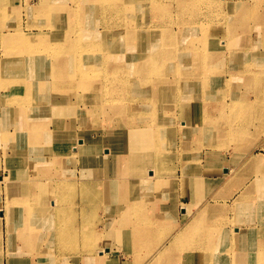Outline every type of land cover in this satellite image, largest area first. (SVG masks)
I'll use <instances>...</instances> for the list:
<instances>
[{"label":"bare ground","instance_id":"1","mask_svg":"<svg viewBox=\"0 0 264 264\" xmlns=\"http://www.w3.org/2000/svg\"><path fill=\"white\" fill-rule=\"evenodd\" d=\"M24 8L33 19L31 28L47 27L51 19L53 29L47 34L37 29L28 37L6 30L0 36V57L5 55L0 58V252L4 240L7 259L18 254L39 258L37 246H18L27 242L24 237L33 243L55 241L53 261H43L55 264L74 250L71 242H80L78 231L71 235L77 241L61 229L85 233L91 223L76 217L87 210L76 206L77 190L102 188L104 200L118 202L112 208L96 202L100 211L106 206L108 226L122 230L128 225L135 239L148 237L151 229L155 237L164 236L146 264H157L163 256L169 264H228L229 241L236 234L246 237L240 256L264 264V169L259 167L264 154L235 150L230 158L244 156L240 153L239 163L226 160L222 170L226 155L213 151L247 141L248 114L264 115V66L259 72L247 69L264 61L261 2L43 0ZM180 39L186 44L182 49ZM221 65L225 68L219 70ZM227 66L237 67L229 73ZM241 87L250 98L234 93ZM88 118L96 123L98 145L79 149L76 138L87 130ZM62 124L72 131L63 137L57 134ZM198 140L204 149H196ZM204 158L217 168H193L201 167ZM121 160L137 169L118 171ZM99 172L110 176L84 179ZM210 182L215 192L201 199L193 195ZM176 186L192 196L189 214L178 223L173 220L176 206L167 208ZM226 186L239 189L231 206H221V218L207 225L214 216L207 213L217 207ZM151 193L160 194L153 203L144 198ZM119 195L123 206L134 202L133 209L119 208ZM258 205L262 208L255 210L248 232L222 225L231 212ZM258 227H263L260 234Z\"/></svg>","mask_w":264,"mask_h":264},{"label":"rangeland","instance_id":"2","mask_svg":"<svg viewBox=\"0 0 264 264\" xmlns=\"http://www.w3.org/2000/svg\"><path fill=\"white\" fill-rule=\"evenodd\" d=\"M4 1L0 0V36L2 35L1 33L3 31H6V30L8 31V33L13 34V35L16 33H20V34H22L23 37L31 36L32 35L31 33L32 32L35 33L37 29L39 31H44L46 34L50 33V31H52L51 29H53V21L51 19H50V22L47 24L48 25L47 27L46 26L45 27H39L41 30L39 28L35 29V27L31 28V26H30L31 25L30 23H32L33 19L31 20L30 15H27L25 13V11L28 8L25 9L24 7H27V4L29 2L34 4V2H41L43 0H16V1L15 0H4ZM24 1H27L28 3L24 2ZM44 3H45V0H44ZM48 4L49 3H47L46 5L48 6ZM16 22H17L16 27L13 28L10 26L9 29L6 27V26H9V25L14 24ZM3 27H4V29H3ZM11 28H13V30ZM178 29L179 28H177V29L175 28V31H178ZM174 35L175 34H173V36ZM220 39H221V37H220ZM181 40H183V39H180L178 42V47H180V49H182L183 46L184 47L186 46L185 42L183 43ZM1 47L2 46H1V41H0V49H1ZM261 49H262V52H264V45L261 47ZM4 57H5V55H2V57H0V58L4 59ZM1 66H2V64L0 62V67ZM263 66H264V61H262L261 64H257L256 65L257 68L248 67L247 69H250L254 72L255 71L259 72V70H260L259 68H262ZM223 75L220 73L218 76L226 77V78L228 77V75L225 73ZM249 75L250 74H248L246 76H249ZM255 75H258V74H255ZM240 77H243V76H240ZM261 77L262 78L260 80L264 82V73ZM5 80L6 79L3 78L2 82H4ZM247 92H248L247 89H244L243 87H241V89L235 90L234 93H238L239 95H242V96L245 95L246 97L250 98L251 94L247 93ZM254 112L255 111H253L252 114H248V118H249L248 121L251 123L248 125V128H249L248 137H249V139H247V141H245L246 138H244V140H243L244 142H242V143L240 142L239 145L235 149H233L231 146H227V145L216 146L218 148L214 147L213 151L217 152L218 155L225 153L226 157L221 160L223 162L222 164L224 166L227 165L226 164L227 161L232 160V162L239 163V160L242 159V155L244 156L243 152H240V153H242V155L239 153V155H235V158H233V157L230 158L231 156L229 155V153H231L233 151L235 152V150H239V151L249 150V152H252L254 150L255 153H259L258 151H260L261 153L264 154V152H262V151H264V123H263L264 115L262 114V116H263L262 118H260L259 116L256 117ZM246 113H247V111H246ZM256 118H258V119H256ZM84 127H86L87 130H82L81 132L78 133V137L76 138L77 146H75V145H73V146H75L79 149H82V147L84 145H87L89 147H92V149H93V147H95V145H98L97 144L98 143V135H97V132L95 131V129H97L96 123H92L91 119L88 118L87 125H85ZM70 132H72V131L69 129V126L67 124H62L57 128V134L61 137H63L65 134H70ZM216 132L218 134V130H216ZM219 132L223 133L222 130H220ZM85 134H89V137L85 138L84 137ZM183 134L186 135L185 132ZM192 144L193 145H191V146L194 147V143H192ZM70 145H71V143H70ZM259 146H263V147H259ZM204 148L205 147L201 148V144L198 140V144L196 146V149L202 150ZM64 150H66V149H64ZM177 151L179 153L181 152V148L179 146L177 147ZM238 152L236 151V154ZM204 156H206V155L204 154ZM98 158H100V156H98ZM209 158L212 159L211 157H209ZM210 159L204 158V160H203L204 162L202 163L203 165L201 167L200 166H193V168H200V170L203 169L205 171H207L208 169L211 170L212 167H213V169L217 168L216 164H211V163H213V161ZM91 165L96 166L95 163H92ZM259 167H261V169H264V157L262 159V162L259 164ZM58 169H59V167L57 168V170ZM136 169L137 168L133 162H123L122 160L119 162L118 171L132 172ZM209 172H211V171H209ZM220 174H222V170L220 171ZM107 176H110V174L108 172H99L96 174H90L89 176H85L84 179L86 181H96L98 179L103 180ZM125 176L126 175H121L119 177H125ZM53 178L58 179L56 172H55V175ZM115 178H117V177H115ZM203 180H206V179H203ZM244 180L245 179H243V181ZM252 180L253 179H251V181ZM211 183H213V182L202 184L198 188L197 192L193 193V195L197 196L199 199H201L203 196L211 194L212 192H210V193L207 192L209 189L214 188V186L211 185ZM182 188H183L182 191H185V193H187L185 190V187H182ZM234 189L235 188L229 187V186H226L224 189H222L223 191L221 192L222 195H220V199H219L220 201L218 202V200H216L217 207L214 208V210L212 212L207 213V216L208 215L209 216L214 215L210 218L207 217L208 218V221L206 220V223H208L207 225L212 224L213 217H214V220H218L219 218H221L220 216H222V214H223V212H221L222 207H225V205L231 206L232 196H235L239 187L236 188L235 190ZM198 192H203V195L200 196ZM214 192H215V190H214ZM76 193L78 194V195H75L77 198L76 206L79 208H81L82 206L87 207L86 211L81 210V212L79 214H77L76 217L79 219V223H80V219H84L86 221L90 220L91 223L86 225L85 233H81L79 229L63 228L61 230L65 231L70 236L73 235V232L75 230L80 233V234H76V237L78 239L80 238V242H76V243L71 242L70 246H72L74 248V250L65 255V256L71 255L72 257L74 256L75 259L78 257L76 260L77 264H122V263L123 264H146V262L148 261L147 259H149L150 256L152 255V253L154 251H156L157 248H159L160 245L162 244V243L158 244V242L161 241L162 240L161 238H164V236H161V238H160V236L155 237L153 234L154 233L153 229H151L150 232H147L149 234L148 237H144V238L142 237V239H139L137 237L135 239V235H133V229L131 227H130L131 230L128 229V225L124 224L122 230H121V227H116V230H115V228H111L110 226H108L109 224L105 221V219L103 217V215H106V210H105L106 206H103L101 211H100V209H98V205L96 202L98 199H100V200L105 201V203L108 204L109 206L111 204H113L112 206H110L111 208L114 207V205L117 204L118 202L113 197H109V200L107 199V201H106V199L104 200V191L102 188L85 189V190L78 189ZM109 193H110V191L107 192V194H109ZM112 195L114 197H118V195L115 194L114 189L112 190ZM187 195H188L189 199H190V197H192L191 194H189V193H187ZM159 196H160V194H158V193L157 194L151 193V194L145 195L144 198L149 200L150 203H153V202H155L154 200L157 199ZM81 197H88L89 201L91 203L85 199L80 200ZM133 203L134 202H125V205L123 206L122 203H120V195H119V208L120 207H122V208L123 207H130L131 209H133ZM179 203H180V206H182V208H183L182 210H184L185 207L189 206V205L185 206L181 202H178L177 198H175V195H171V192H170V194L167 196V208L172 209L176 206L174 208L175 211H174V217H173V220L175 223L180 222L190 212V211H188V210H190L189 207H187L186 210L180 212L179 209H181V208L177 209V206ZM194 203L196 205V202H194ZM109 206H107V207H109ZM195 207L196 206H194L193 208H195ZM261 208L262 207H260L259 205L255 209H251L250 206H248L247 208H245V210L233 211V212H231V214H228L226 216L225 221L227 223L223 222L222 225L224 227L232 229L234 232L235 231L238 232L240 229L234 228L235 222H237V221L239 222L240 219L242 220L243 218H246L248 216V214H250L251 210H253L251 212V220H253L256 216L254 213L255 210L260 211ZM112 210H114V209H112ZM215 218H217V219H215ZM224 219H225V217H224ZM214 222H216V221H214ZM218 223L219 222L217 221L215 225H218ZM107 229H109V230H107ZM262 229H263V227L257 228L258 234H260ZM89 230H92V231H89ZM120 231H121V233L119 234ZM71 237H72L71 240H77L76 237H73V236H71ZM18 240L20 241L22 239H18ZM24 240L27 242H24L22 240L20 242V244H18L19 243L18 242V243H16V245L18 244V246H20V245H24L25 243H26L25 246L26 245L27 246L35 245V246H37L36 250L38 248V253H41L42 257L39 256L40 259L36 256H34L32 258L31 257L30 258H24L21 254H18L17 257L14 256L13 258H24V260L26 259L25 261L27 262V264H28V262H29V264H30V262H33L32 264H36V263L38 264V262L40 264H44L43 261L46 260L47 258H49L48 261H51V262L53 261L52 257H51V255H52L51 252L54 250L53 247L57 246L55 241H52V242L51 241H44V242L41 241L40 243H33L29 240V238H26V237H24ZM142 240L144 242L140 243V241H142ZM82 241H86V242H82ZM2 243H3V240H2ZM121 245H124L123 252L122 251L119 252V248ZM246 246H247V244L244 246L245 251L247 250ZM232 252H233V249H232ZM135 255L137 257H135ZM132 256L134 257V259ZM128 257H129V259H128ZM163 257L161 258L162 260L161 259L157 260V264H169V261L165 260L167 258H163ZM8 259H10V257ZM29 259H31V260H29ZM60 260L61 259L56 260L55 264H59ZM132 261H134V262H132ZM48 264H52V263H48ZM152 264H156V261H155V263H152ZM249 264H256V262H254V260L252 261V259H250Z\"/></svg>","mask_w":264,"mask_h":264},{"label":"crops","instance_id":"3","mask_svg":"<svg viewBox=\"0 0 264 264\" xmlns=\"http://www.w3.org/2000/svg\"><path fill=\"white\" fill-rule=\"evenodd\" d=\"M254 1H258L259 3L261 2V5L264 6V0H254ZM251 0V2H254ZM226 10V8H225ZM253 32V31H252ZM221 37V36H219ZM235 47L238 45V44H234ZM238 47L240 49H243V43H239ZM231 48V47H230ZM262 51V49H261ZM262 63V61H261ZM260 63V64H261ZM229 70V73L232 72V71H235V67L237 66H227ZM217 68L220 70V69H223L225 68V66L221 65V66H217ZM223 73V72H222ZM227 76V75H226ZM182 160V159H181ZM217 162V160H216ZM227 165L226 166H222V170H224V168H227L228 167V163H226ZM216 189V187L214 188H211L209 189L207 192L210 193V192H213L214 190ZM183 188L181 186H176L175 187V190H173L171 192V195H175V198H177V201L178 202H181L182 204H184L185 206L186 205H189L190 202H189V198H188V195L187 193H185V191H182ZM200 196L203 195V192H198ZM180 212H182L183 210L182 209H179ZM242 216V215H241ZM248 216L246 218H243L242 220L240 219V221L238 222H235V225H234V228H239L240 230H244V232H248V228L247 226L251 223H253L254 221L253 220H249L247 219ZM2 226V231H4V234H5V225L2 223L1 224ZM247 228V229H246ZM244 235V233L242 234ZM5 236V235H4ZM246 238V237H243L242 236H238L237 234L231 239V241H229V244H232V248H233V253L229 254L228 257H227V261H228V264H249V257L248 256H240V253L238 252V250L242 247V244H243V239ZM2 242V241H1ZM3 242H5L3 240ZM2 248L4 249L5 248V244L3 245L1 243V252H0V264H27V262L24 260V258H10V259H7L5 257V253H3V250ZM124 250V245H121L120 248H119V252L122 251L123 252ZM121 252V253H122ZM238 252V253H237ZM3 256V257H2ZM2 257V258H1ZM78 258V257H77ZM77 258L75 259L74 257H72L71 255H68V256H65L63 257L59 264H77ZM234 262V263H233Z\"/></svg>","mask_w":264,"mask_h":264}]
</instances>
